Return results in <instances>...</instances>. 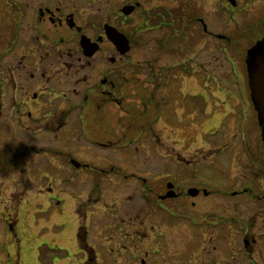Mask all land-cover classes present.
I'll use <instances>...</instances> for the list:
<instances>
[{
  "label": "rangeland",
  "instance_id": "1",
  "mask_svg": "<svg viewBox=\"0 0 264 264\" xmlns=\"http://www.w3.org/2000/svg\"><path fill=\"white\" fill-rule=\"evenodd\" d=\"M99 1L77 0V4L84 6L80 11L83 19L100 5ZM134 1L139 2L138 8L127 14L120 27L128 32L131 47L122 54L118 50L119 54H124L119 62L121 131L124 127H130V130L126 129L128 133L121 135L116 149L106 148L90 141L97 138L93 128L85 138L82 137L79 125H76L78 119L72 124L71 115L62 123L64 108H32L31 116L41 125V131L35 135V146L43 149L25 156V165L44 170L48 167L44 150L53 146L62 152L52 154L56 155L50 183L42 173L40 185L28 189L26 183L21 184L25 177L22 178L18 169L14 170L16 162L12 166L9 164L7 181L0 176L1 207L4 204L1 198H7V194L14 197L12 201H17L25 193L14 209L8 205L9 211H14L9 217L15 215L16 220L15 224L8 225V234L2 232L4 226L0 223V264H13L15 253L18 264H78L87 258L83 264H98V261L101 264V260L103 264H128L131 258L129 246L134 251L155 248L156 251L147 256L148 264H160L163 260L166 264H212L214 259L216 264H245V258L252 256L256 261L264 260V199L251 206L253 203L245 200L244 195L231 196L229 201L218 199L229 197L227 193L199 197L184 193L168 201L164 204L167 209L163 206L164 210H161L155 202H143L142 185L136 180V176L148 175L151 181H156L152 185L154 190H159L160 181L165 177L157 176L167 169L170 179L174 178L182 190L190 186L200 187V182L210 184L208 181H213L214 188L225 191L224 187H229V191L237 186L241 189L239 182L246 173L244 162L250 156L240 149H253L257 140L256 125H251L252 115L249 113L244 123L241 114L244 95L247 94V100L251 99L256 106L245 61L249 54L253 62L256 57L253 54L257 53L254 49L264 48L261 42L259 44L264 35V0H236L234 6L227 0H102L101 14L121 11L124 5ZM180 4L184 7L178 15ZM17 5V0H0L1 68L2 63L4 66L11 60L18 63L21 54L27 51L25 41L21 40ZM165 12L170 18L168 25L161 24V15L165 16ZM193 14L195 18L191 19ZM146 21L150 23L146 24ZM203 25L211 33L204 31ZM190 30L192 35L188 37ZM94 60L84 68L93 74L92 79L102 74L99 68H107L102 64L94 66L99 62ZM56 67L55 62L48 73H54L55 79H60L62 87L55 92L60 98L67 88L72 87L73 80L70 73H64V68L59 72ZM26 69L28 73L33 71V67ZM80 72L82 75L84 71ZM15 80L18 81V77ZM151 85H157L155 90L158 91H163V86L176 91L175 98L162 104L167 119L165 122L164 115L158 116L159 122L154 126L158 135L154 136L146 130L145 119H149L150 110L158 109L155 99L146 100L148 110L145 114L139 112L143 109L140 92ZM160 94L156 93L157 96ZM23 111V108L8 105L3 109L0 151L3 144L9 145L10 149L20 141H28L25 131L17 129V121L6 126L7 116L22 117L25 116ZM256 111L260 124L264 126L257 106ZM76 117L74 114L71 118ZM154 117L152 114L151 119ZM51 122L56 127V136L49 133L48 124ZM242 130L246 131L248 141L241 137ZM67 149L74 150L81 160H89L95 165L100 156L118 155L122 164L135 166V172L131 177L130 171L121 169L119 182L105 183L100 188L94 185L95 177L91 173H73L74 182L69 183L70 167L64 152ZM233 149L238 152L232 154L231 167L225 173L216 172L212 166L217 161L230 163ZM238 163L243 167L237 168ZM24 176H31L30 171L26 170ZM219 180L226 181V186ZM148 183L151 185L150 181ZM260 186H264V181ZM192 201L205 212L199 211L198 214V207L193 206ZM227 212L231 224L226 242L228 247L222 252L224 247L221 244L224 243L220 242V236L224 234L223 226L217 231L216 242H211L209 236L213 232L209 229L214 227L205 219L216 217L218 228L225 222ZM199 222L204 230L202 236L198 231ZM244 236L255 238L247 257L242 247ZM213 244L219 247L214 250Z\"/></svg>",
  "mask_w": 264,
  "mask_h": 264
},
{
  "label": "flooded vegetation",
  "instance_id": "2",
  "mask_svg": "<svg viewBox=\"0 0 264 264\" xmlns=\"http://www.w3.org/2000/svg\"><path fill=\"white\" fill-rule=\"evenodd\" d=\"M17 3V20L18 24H21L20 31L22 32L21 40H23V43L25 41L24 45L27 46V51L21 54V58L18 63H14V61L11 60V62L5 63L4 66L2 63V68L0 67V119L3 115V109L7 105L10 108H14L15 106H17L18 109L23 108L24 111L22 112V114L25 116L16 118L7 116L9 118H7V125H5L8 126L10 125V123L14 125L15 122H13V120L17 121L15 123L17 129L25 131L28 141H20V143L16 145L15 148L10 149L8 148L9 145H2L0 151V176L1 179L7 181L9 164L10 166H12L16 162L15 168L13 167L14 170L18 169L17 171L22 175V178L25 177V180H21V184L26 183L27 188L30 189L37 186V184L40 185L42 173L44 177L49 178L47 182L50 183L52 178L51 170L55 168V155L62 152L53 146L45 149L44 154L45 158L47 157L46 160L48 162V167H44V170H41L39 167L35 169V166L32 167L29 165H25V156L29 155L30 153L36 154L38 153V151L43 149H37L35 146V135H37L41 131V125L37 118H33V116H31L32 108L39 110L42 108L51 107L64 108L65 111L63 113V117H65V120H63L62 123L67 121V116L71 115L72 117L75 114L77 117L74 119L70 117V119H72V124H75L74 120L78 119L76 125H79V130L82 137L85 138L88 132L91 131V128H93L94 135H96L97 138L90 141L95 144L97 142L100 146H104L106 148L116 149V147L120 144L119 142L121 135L125 136L128 133L127 130L130 127H126L127 130L124 127L122 132L120 124L121 94L119 83L121 70L119 68V62L121 58H124V54H119V49H117V46L108 38L105 31V25H110L116 31L123 32L128 40L130 47L131 38L128 32L120 29L121 23H123L124 20L127 19V16L123 15L120 9L113 12L104 11V14H101L102 0L99 1L100 5H98L93 11H90V15L86 19H83L80 12L83 11L84 6L82 7L81 5L77 4V0H17ZM128 5H132V10L135 11L139 6V2H128ZM180 5L181 7H179L181 11L184 5ZM194 16L195 15L193 14L191 19L195 18ZM161 19L162 25L169 24L166 12L165 16L161 15ZM199 20L201 19L199 18ZM261 22L262 21L258 23ZM148 23L150 22L146 21V24ZM258 29L260 30L259 32H263L262 28ZM203 30L207 33H211L206 29V26L204 25ZM182 34L184 35V33ZM189 34L192 35L191 30L189 31V33H187L188 37ZM83 36L88 39V43L91 47H95L94 52H92L90 56L86 53L84 47L80 42L81 37ZM179 37L177 39H179ZM261 37H263V39L259 40V44L261 42V45H263L264 47V35ZM185 39H187V37H185ZM11 42L14 43V40H12ZM253 55L255 56V54ZM29 57L32 58V60H28ZM94 59L99 60V62H97V64H94V66L102 64V66L104 65V67L107 68L106 70H104V68L100 70L99 68L98 71H101L102 74L92 79L93 74L87 73L84 68L87 67L90 62L95 61ZM246 59L247 60L245 61V65L249 68L252 63V57L248 54ZM55 62L57 63L56 68H58L59 72H63L64 68V73H70V79L73 80L72 87L67 88L60 98L55 95L57 88L62 87L60 79H55L56 74L48 73L51 67L54 66ZM28 66L33 67V71L31 73H28V70L26 69V67ZM81 70H83L84 72H82V75H79V73H81ZM73 76L75 77L74 79L72 78ZM15 77H18V81L15 80ZM89 82H91L92 84L89 85ZM55 85H58V87ZM157 87V85H151L148 89L147 87H145L144 90L140 92V101L143 106L142 111H139L140 115L145 114V112H147L148 110L146 100L151 101L155 99L157 103L156 105L158 109H156V111L150 110V112H148L149 119H145V123L147 124L145 128L151 133L152 136L158 135L156 127H154L159 122L158 116L164 115L165 122L167 119V114L163 113L164 107H162V104H166L168 103L169 99H173L176 97V95H174L176 91H169L170 87L163 86V91L155 90ZM171 88L174 87L172 86ZM159 92L161 94L157 96L156 93ZM177 92L180 93L181 91ZM246 95H244L245 101L242 102L241 114L243 115L244 123L245 121H247V115H249V113L252 115L250 118L251 125H256L255 128L257 129V140L256 143H254L253 149H251L250 147L240 149L242 152H247L246 154H249L250 156V159L244 162L246 173L245 177H242V180L239 182L241 184V189L239 188V186H237L235 190L229 191V187H224L226 189L225 191L223 189L221 190V188H214V186H212L213 181H208V183L210 184H203L202 182H200V187L190 186L187 187V189L182 190L181 188H179L174 178L170 179L171 174H168V170L166 169L161 171V175L157 176L162 178L165 177V180H162V182L160 181L159 190H154L152 185L156 181H151L148 175L136 176V180L142 185L141 199L144 203L153 204L151 202H155L159 209L164 210V208L162 207L164 206L165 209H167L166 205L164 204H167L168 201L178 198L181 195H184V193L189 195L188 190L190 188L197 189V193L193 195V197H199L201 195L208 196L213 193H227L229 194V197L223 196L218 197V199H228L230 201L232 197L244 195L245 200L253 203L250 204L251 206L259 203L260 200L264 199V186H260V183L264 181V126L261 125L260 121L258 120V112L256 111V106L251 102L250 93H248L250 101L247 100ZM180 97L182 98L183 95L178 96V98ZM61 103H63L64 105H61ZM152 114L153 116H155L154 119H151ZM70 125L71 122H69L68 126ZM129 126H131V122L129 123ZM48 127L49 133L56 136L57 130L56 127H54V123H49ZM72 133L73 132H71L70 134ZM54 136L53 138H55ZM241 137L243 138V140L248 141L246 131H241ZM53 140L55 141V139ZM64 152L66 154L65 160L70 167V174L68 177L69 183L74 182L71 176L73 173L78 172L82 175H89V173H91L93 178H97V181L94 178V185H97L98 188H100L103 187L105 183L110 184L119 182L121 178V169L130 171L129 174L131 177L132 173L134 174L135 172L134 168L136 167L122 164V161L119 159L118 155L100 156L98 164L95 165L91 164L89 160H81V158L74 150L67 149ZM237 152L238 149H233L231 151L230 163L229 161H226L225 164H223L222 161H217L216 164H214L212 167H214V169L218 173H225V171H227V168H230L232 165V154ZM16 153H19V155H17ZM54 153L56 154L52 155ZM123 161L127 160L123 159ZM236 167L242 168L243 166L242 164L238 163ZM26 170L30 171L31 176H24ZM145 173L147 174V172ZM87 175L85 178L88 177ZM31 177L34 181L30 179ZM148 181L151 182V185L148 183ZM219 182L224 183V186H226V181L219 180ZM168 184H171V186L169 187ZM46 186L47 185L45 184L44 188H46ZM169 190H172L174 192V195L164 196ZM1 192L2 191H0V194ZM24 195L18 198L17 201H12L14 197L11 198L8 194L7 198H1L2 202L4 203L2 204V207L0 206V223H2V225L4 226L2 232L7 233L8 225L16 223V220L14 219L15 215L12 216L13 218L9 217V214H12V212L14 213V211H9L8 205L11 204L14 209V207L18 205V203L24 198ZM229 201L227 203L228 205H230ZM191 204L195 207H198V214L199 211L205 212V210L201 211V209L199 208V204L197 205V202L192 201ZM216 205H220V203H217ZM257 208H260V206H257ZM246 210V212H248L247 208ZM227 213L228 214L225 215V222L219 225L218 228H216V223L219 222V220L216 221V217L213 219H205L206 223L214 227L209 229V231L213 232V234L209 236V240L211 242H216L215 237L217 231L219 230L220 226H223L224 234L220 236V242L224 243L221 244V246L224 247L222 252H225V248L228 247L226 245V242H228V227L231 224V217H229L230 213ZM10 218L11 220H9ZM198 226V231L202 236V232L204 230H202L200 222ZM10 229H13V227H10ZM85 236L86 234H84L83 239H85ZM79 237L80 233L78 228V242ZM202 239L204 238L202 237ZM254 240V237L253 239H249L248 236L243 237L242 247L246 254V257L250 252V248L252 246L251 244ZM80 246L83 249H87L83 245ZM130 247L131 246H129L131 258L128 264H148L147 256L149 252L156 251V249L153 247L144 248L143 250L136 249L135 251ZM217 247H219V245H212V249L214 250H216ZM140 253H143L144 255L141 256ZM14 256L16 258V260H14V263L18 264L17 253H15ZM87 259L81 260L78 264H83ZM244 261L245 264H264V260L256 261L253 259V256L251 258H245ZM216 262L217 261L214 259L212 264H216ZM97 263L99 264V261ZM101 264H103V260H101ZM160 264H166V262L163 260L162 263L160 262Z\"/></svg>",
  "mask_w": 264,
  "mask_h": 264
},
{
  "label": "water",
  "instance_id": "3",
  "mask_svg": "<svg viewBox=\"0 0 264 264\" xmlns=\"http://www.w3.org/2000/svg\"><path fill=\"white\" fill-rule=\"evenodd\" d=\"M229 1L232 3V5L235 4V0ZM132 8V5H124L121 8V11L124 14H129L132 11ZM105 31L108 38L117 46V49H119L121 53H124L129 49V43L124 34L116 31L110 25H105ZM80 42L87 54H91L92 52H94L95 47H91L89 45L88 39L86 37H81ZM254 50H256L257 53L255 55L256 57L254 61L249 66L248 78L249 85L252 89V99L259 110L260 120L264 122V48H261L260 50L258 48H255ZM168 186L170 187L171 184H168ZM188 193L190 195H195L197 193V189L190 188L188 190ZM173 195L174 192L172 190H169L164 196Z\"/></svg>",
  "mask_w": 264,
  "mask_h": 264
},
{
  "label": "trees",
  "instance_id": "4",
  "mask_svg": "<svg viewBox=\"0 0 264 264\" xmlns=\"http://www.w3.org/2000/svg\"><path fill=\"white\" fill-rule=\"evenodd\" d=\"M179 13L181 14V11L178 12V15H180ZM175 14L177 15V12H175ZM178 15H177V16H178ZM166 16H167V18H168V20H169L170 18H169V14H167V12H166Z\"/></svg>",
  "mask_w": 264,
  "mask_h": 264
}]
</instances>
